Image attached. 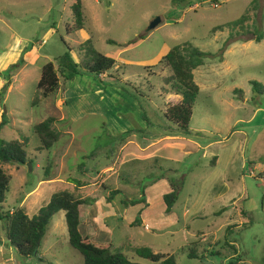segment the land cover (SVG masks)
Here are the masks:
<instances>
[{
    "label": "rangeland",
    "instance_id": "obj_1",
    "mask_svg": "<svg viewBox=\"0 0 264 264\" xmlns=\"http://www.w3.org/2000/svg\"><path fill=\"white\" fill-rule=\"evenodd\" d=\"M74 2L0 0V90L11 75L0 98V116L4 113L8 120L0 138L25 140L26 158L31 160V170L29 161L1 164L11 180L0 212H10L25 200L33 216L53 193L68 190L94 199L88 209H80L82 220L87 214L95 225L92 240L104 244L112 239V251L131 261L147 264L135 253L145 247L173 255L177 264H264V0H184L177 5L171 0H81L84 27L73 32ZM156 19V26L149 28ZM88 39L94 52L116 60L113 68L100 76L79 68L73 79H60L54 96L34 106L42 66L50 61L57 66L58 57L68 50L75 62L89 64L91 53L80 48ZM183 43L215 54L193 71L199 93L187 136L171 130L163 115L181 96L168 83L171 70L158 63L170 48ZM251 81L263 87L261 95L251 90ZM48 116L58 120L54 127L59 137L50 150H38L33 126ZM131 130L135 141L155 134L190 137L200 144L221 140L209 149L212 156H220L219 164L213 167L212 156H202L203 150L189 143L191 154L182 162L173 161L177 173L161 172L153 162L140 164L138 158L126 156L130 148L118 152ZM107 164L115 169L106 171ZM224 177L229 184L224 201H209ZM77 180L86 185L75 188ZM172 180H182L176 210L188 205L198 214L188 223L170 215L163 222L157 215L147 229L138 221L130 224L135 209L119 200L137 199L144 187L156 184L147 197L155 208H163L162 196L169 190L162 183ZM113 189L120 193L106 202ZM186 224L188 232L183 230ZM79 229L85 234L84 225ZM198 232L205 238L199 239ZM191 242L195 244L188 246ZM189 247L195 258L187 257ZM50 263H82L68 243L63 211L52 217L38 254L30 257L9 245L0 220V264Z\"/></svg>",
    "mask_w": 264,
    "mask_h": 264
},
{
    "label": "trees",
    "instance_id": "obj_2",
    "mask_svg": "<svg viewBox=\"0 0 264 264\" xmlns=\"http://www.w3.org/2000/svg\"><path fill=\"white\" fill-rule=\"evenodd\" d=\"M183 1L171 0L173 5L180 4ZM71 10L74 17L72 31H79L84 27V12L81 0H75L71 6ZM258 38V41L261 40L260 35H258ZM107 42L115 43L112 40H108ZM80 48L84 49L87 54L91 53L92 59L89 64L75 62L68 50L58 57L57 66L51 61L42 66L40 79L37 84L40 97L32 101L34 106L39 101L54 96L60 89V79L64 81L73 79L78 74L79 68H83L86 72L100 76L111 70L116 63L115 59L94 52L90 39L84 41L80 45ZM209 57H215V54L201 51L188 43H183L170 48L158 61L159 64H164L171 70L172 75L168 83H170L171 90L181 96L179 103L166 106L163 113L166 121L173 126V128H170L171 130L174 129L186 136L190 135L189 122L192 116V107L199 93V87L193 79V71L201 66L204 60ZM10 79L11 75L8 74L7 81L2 85L0 90V98H2L4 89L6 90L8 87ZM251 90L255 94L261 95L263 93V87L255 81H251ZM57 121L53 116H48L33 126V131L40 142L38 150H50L57 141L59 132L54 127ZM7 122L8 120L3 113L0 116V131ZM130 132L132 130L125 133ZM25 145V140L5 141L0 138V202L5 200L11 180L10 174L4 171L1 164L16 163L23 165L26 164V161L31 162L30 159L26 158ZM49 170L50 167L48 165L45 168L46 176ZM181 184L182 180L179 182L172 180L170 184L172 190L163 195L162 198L166 212H169L175 203ZM83 185L86 184L83 182L81 184L77 180L74 187L77 188ZM119 193L120 191L117 189L110 190L106 197V202H111L115 195ZM142 199L143 195L137 199L128 200V204L126 201L124 203L125 206H134L140 203ZM93 202L94 199L92 197L80 198L68 190H59L53 193L49 201L40 207L32 217H29L25 209L19 206L10 212H0V220L5 222V236L9 245L15 248L23 257L32 256L36 248L35 256L38 254L41 240L52 217L57 212L63 211L68 243L82 256L81 264H142L127 259L122 252L112 251V244L94 242L80 232V209L92 205ZM241 213L245 215L243 210H241ZM137 221L138 215L133 220L132 225L135 226ZM135 253L137 257L146 260L148 262L147 264H177L173 255L154 253L149 248H138ZM187 257H196V254L191 251L190 247L188 248Z\"/></svg>",
    "mask_w": 264,
    "mask_h": 264
},
{
    "label": "crops",
    "instance_id": "obj_3",
    "mask_svg": "<svg viewBox=\"0 0 264 264\" xmlns=\"http://www.w3.org/2000/svg\"><path fill=\"white\" fill-rule=\"evenodd\" d=\"M201 66H199V67H201ZM0 86H1V82H0ZM169 94L170 93H167L166 95H169ZM177 96L179 97L178 94H177ZM256 111H261V108H257ZM256 111H254V115H255ZM132 132L126 133V137L122 141V144L120 145V148L118 149V152L121 153L122 151H125L126 149L130 148L131 150L129 152H127L128 154L126 155V156H128L129 159H131L132 157H136V158H138L137 160H139L140 164L143 161H145L144 164H147L149 162H153V165H154L153 167L154 168H155V166H156V168L158 167V169L161 172H165L164 170H166V171L171 170V173L172 172L177 173L178 171L173 169V167H174L173 161H179L180 160V162H182L184 160V158L188 157L191 154L192 146L201 148L203 150L202 156L207 157V155H211V156L213 155L212 151H209V149L216 148L218 145H221V143H223V141H221V140H214V141H208L205 144H200V143L192 140L190 137H184V136L179 137V136H173V135H167V134H161V135L155 134V135H152V137H150V138L141 137L140 141H135L133 139L134 133L132 134ZM164 141H170V142L164 143ZM188 143L191 144L192 146L188 145ZM224 145L225 144H222V146H224ZM164 149H167V150L163 154H160ZM133 150H136L139 153H143V155L136 156V154L131 153ZM161 156L164 159H162ZM219 158H220V156H218V154L212 156V159H214V163L212 165L213 167L216 166L217 164H219L218 163V161H220ZM110 162H111V160H110ZM164 162L165 163L169 162V164H164ZM245 167H246V161H245L244 156L242 155V162L240 165L241 171H243L245 169ZM103 168H105L106 171H108V172H109V170L112 171L113 169H115V167L110 166L108 164L106 166H104ZM225 168H223V170ZM100 171L102 172L104 170H100ZM113 172H115V171H113ZM224 180H225V177L222 181L219 180L217 182V186L214 187V189L211 193V196H210L211 199L210 198H209L210 200L208 199L209 201H217L220 199H223V201H224L226 191H228V189H229L228 182L224 181ZM157 182H161V181L158 180ZM218 183H219V185H218ZM154 185H156V184H153V185L149 186L148 188L144 187L142 189L143 192L141 195H143V199L141 200V202L138 203V205L136 204L137 206L136 205L131 206V208L135 209V214L138 215V224L137 225H143L144 228L147 229L148 224L157 215L159 218L163 219V222L168 220L169 218L167 217V215H170L171 218H173V219H176V220L182 219L185 223H188V221L190 219H193V217L198 214L197 213L198 210L192 211L193 207L189 208L188 205L183 206L181 211L178 212L176 210V204L178 201V197H177L175 203L172 205L169 212L165 211V204H164L163 208L162 207H160L158 209L155 208L154 207L155 206L154 201H152L149 197H147V194L149 196V193L147 190L151 189ZM162 186H164V188L169 190V192L172 190V187L170 186L169 182L162 183ZM216 189H217V191H215ZM117 190H119V189H117ZM117 195H115V196H117ZM162 200H163V198H162ZM119 202L125 207V203L122 199L119 200ZM20 204H21L20 206L25 209L26 214L29 217H32L31 215H29L28 210L25 206L26 205L25 200H22ZM86 209H88V207H86ZM125 212H126V209H125L124 213ZM158 212H159V214H158ZM161 212H163V215L161 214ZM220 212H222V211H220ZM63 214H64V212H63ZM119 215L121 216L120 213H119ZM113 216H118V215L116 213H114ZM80 218H81L80 226L84 225V227H85V234H83V235L88 236L92 240V238L95 237V234H94L95 225H94V223L92 222V220H90V218L88 217L87 214H86V218L84 217L85 221L82 220L81 216H80ZM129 222L131 224L133 221L132 222L129 221ZM235 224H231V226L234 225L236 227ZM238 226H239V223H238ZM106 227H108V225ZM184 227L185 228L183 230L187 229V232H188V229H189L188 225L186 224ZM197 234H198L197 237H200L199 239L205 238L204 233L198 232ZM191 235H193V234H191ZM198 241H197V244H198ZM105 243H110L113 245L112 239H109ZM100 244H102V243H100ZM190 244H195V243H192V242L187 243V245H190ZM113 247H114V245H113ZM162 254H164V253H162ZM50 264H52V263H50Z\"/></svg>",
    "mask_w": 264,
    "mask_h": 264
},
{
    "label": "water",
    "instance_id": "obj_4",
    "mask_svg": "<svg viewBox=\"0 0 264 264\" xmlns=\"http://www.w3.org/2000/svg\"><path fill=\"white\" fill-rule=\"evenodd\" d=\"M158 22H159V19L154 20V21L150 24L149 28H153L154 26H156V24H157ZM27 163H28L29 170H31L30 162H27ZM36 250H37V248L35 249V252L33 253V255H35Z\"/></svg>",
    "mask_w": 264,
    "mask_h": 264
},
{
    "label": "built area",
    "instance_id": "obj_5",
    "mask_svg": "<svg viewBox=\"0 0 264 264\" xmlns=\"http://www.w3.org/2000/svg\"><path fill=\"white\" fill-rule=\"evenodd\" d=\"M214 7H217V4H213ZM263 186H264V182H263Z\"/></svg>",
    "mask_w": 264,
    "mask_h": 264
}]
</instances>
